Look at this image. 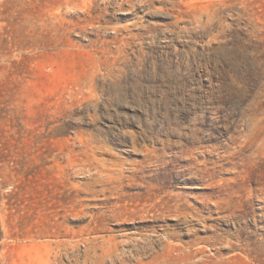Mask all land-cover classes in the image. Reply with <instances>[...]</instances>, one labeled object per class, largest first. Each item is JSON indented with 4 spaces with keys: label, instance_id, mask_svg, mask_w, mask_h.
I'll list each match as a JSON object with an SVG mask.
<instances>
[{
    "label": "rangeland",
    "instance_id": "1",
    "mask_svg": "<svg viewBox=\"0 0 264 264\" xmlns=\"http://www.w3.org/2000/svg\"><path fill=\"white\" fill-rule=\"evenodd\" d=\"M0 264H264V0H0Z\"/></svg>",
    "mask_w": 264,
    "mask_h": 264
}]
</instances>
